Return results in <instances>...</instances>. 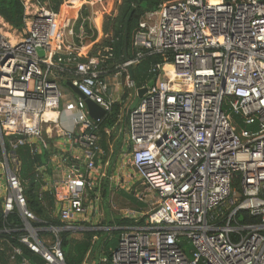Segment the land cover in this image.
<instances>
[{
  "label": "built area",
  "instance_id": "1",
  "mask_svg": "<svg viewBox=\"0 0 264 264\" xmlns=\"http://www.w3.org/2000/svg\"><path fill=\"white\" fill-rule=\"evenodd\" d=\"M23 22L20 39L0 30L2 213L18 214L19 241L43 264H66L59 233L82 229L77 216L87 213L103 150L100 120L89 116L83 98L61 105L57 78L70 75L107 114L115 102L104 76L112 52L105 47L81 58L78 46L66 42L68 20L46 4ZM132 45L134 58L115 67L128 89L135 88L131 65L145 54L162 58L127 118L130 163L157 205L142 223L118 228L110 264H264V0L164 1L141 17ZM48 138L85 158L65 149L51 157L66 168L51 186L63 225L37 224L19 176L16 149L27 144L34 154ZM242 210L257 221L237 222ZM20 254L13 247L10 260ZM18 264L33 263L22 257Z\"/></svg>",
  "mask_w": 264,
  "mask_h": 264
},
{
  "label": "trees",
  "instance_id": "2",
  "mask_svg": "<svg viewBox=\"0 0 264 264\" xmlns=\"http://www.w3.org/2000/svg\"><path fill=\"white\" fill-rule=\"evenodd\" d=\"M37 1L45 3L50 9L58 12L59 7L66 0ZM164 1L169 0H115L113 12L106 14L103 19L102 32L104 37L93 44L89 55L101 52L105 47L111 48L112 56L106 61L110 70L108 73L118 71L115 68L118 64L135 56L132 35L141 17L145 12L155 10ZM87 15V7L83 6L77 18V26H82L89 33L93 32L92 40H95L97 32L95 28L90 26ZM0 16L13 29L20 31L24 26L22 0H0ZM160 61H162L160 55L145 54L137 63L131 65V76L135 86L140 87L147 82H153L154 75L149 70L153 64ZM127 96L128 93H124L122 100L124 101ZM121 104V102H114L112 110L99 122L100 130L112 126L117 121ZM56 139L48 138V146L41 147L34 154L31 153L27 144L16 149V155L21 162L19 176L25 186L26 205L40 220L37 223L39 225H63L57 216L58 201L55 188L49 186L47 182V178L53 171L51 157L59 151V148L54 145ZM101 146L106 148L107 143L103 141ZM123 193L128 195L130 201L136 206L142 205L135 196ZM108 194L109 188H104V198H107ZM143 219H139V223H142ZM132 220L128 217H117L115 225L121 227L136 224ZM235 220L240 223H253L257 221V217L251 216L247 211L242 210L237 213ZM20 225V219L15 211L9 213L6 218L3 217L2 200L0 199V264H18L25 255L30 257L33 264H43V260L39 256L20 243L19 237L22 232L14 230L19 228ZM80 232L82 236L79 238L75 237L74 232L70 230H63L59 233L65 263L110 264L112 250L117 245L120 229L108 231L86 229ZM107 234H110V237ZM183 245L187 250V243L184 242ZM13 247L20 248L22 254L17 255L15 260H10Z\"/></svg>",
  "mask_w": 264,
  "mask_h": 264
},
{
  "label": "crops",
  "instance_id": "3",
  "mask_svg": "<svg viewBox=\"0 0 264 264\" xmlns=\"http://www.w3.org/2000/svg\"><path fill=\"white\" fill-rule=\"evenodd\" d=\"M26 2L29 5H27L22 0L23 6H24V17L35 13L38 9V3H39L37 0H26ZM106 2L104 0H77L74 2L72 0H68V1L66 0L59 7V10H58L59 16H61L63 6L69 7L68 15L65 17L69 22V27L66 31L65 39H66L67 43H70V44L74 43L76 46H78V51L80 53L81 58H84L86 54H89L93 44L96 43L97 41H99V39L102 37V23H103V19H104L103 16H105L106 13L110 14L112 12V9L114 10V7H115L113 0H108ZM40 4H45V3H40ZM104 4H106L107 6H105ZM34 6H36V8ZM83 6L87 7V14H88V7H94V6L100 7V9L98 11H95V14L91 20L88 17L89 15H87L90 26L93 28L92 25L94 24V28L97 32L95 40H92V36L94 34L93 32L89 33L82 26H80V25L77 26V20L75 23H73V21H71L72 16H70V13L75 12V16H78V11ZM75 7H77V10L74 11ZM106 7H108V8H106ZM109 7H111V8H110V11L108 12ZM0 24L4 25L5 27L8 25V28H11V26L8 23H6L1 16H0ZM0 30L2 31V33L5 36L10 37L1 28H0ZM14 30L19 31L17 29H14ZM23 30H24V26L19 31L20 36L18 39H20L21 36L23 35ZM69 31H72V33H69ZM85 40H87V42H85ZM86 47H88L87 48L88 50L86 49ZM85 51H88V52H85ZM109 71L110 70H108L104 74L106 82L108 83L109 96L113 101L121 102L122 104H121L120 109H119V118L117 119V121L112 126L104 127L102 130H100L99 124H98L96 136H97V141L103 150V153L97 154V156H96V169H97L98 165L104 164V163H106L107 165H110V168L107 167V168H105V170H101L100 168H98V170H95V172L97 171L98 173H100V174L94 173L96 180H100L105 175L104 171L108 175L109 170L111 169V166L115 165L117 163V161H120V162L122 161V159H123L122 155L125 156L124 154L127 153L128 154L127 158L130 162V156H129L130 139H129V133H128L129 128H128L127 118H128V112L130 110V106H131V104H132V102L136 96L137 89L142 86V85L140 87L134 86L135 88L128 89L125 87V83H126L125 73H122V72L119 73L118 71H116V72L110 74V73H108ZM57 79H58L59 84L61 86H64L67 89L68 97L65 100V102H67L68 100L80 99V97L76 93H74L66 84L71 79L70 75L60 74V76ZM126 91L128 93V96L123 101L122 97H123L124 93H126ZM128 101H129L130 105H129V107L126 108V104ZM124 111H126V113H124ZM106 115H105V117H106ZM103 119H100L99 122H101ZM62 120H63V124L66 125V127H70V125L66 123L65 117H63ZM103 141H105L107 143L106 148L101 146V143ZM55 142H56V146H58V148L60 150L65 149V151L71 153L70 155L81 157L80 161L82 163L85 162V158H83L84 154L79 148H71L69 146V144H67V142H65L64 140H61V139H56ZM72 149H76V152H73ZM53 160L54 161L51 162L52 166H53V171H52L51 175L47 178V182H48L49 186H52L53 182L58 181L66 171L65 165L59 161V157H55ZM99 182L100 181H98L97 183L99 184ZM97 183H96V186L94 189L97 188V186H98ZM139 183H140V186L143 187L144 190L151 192L150 198L153 199L154 204H153V207L149 208V211L147 210L146 213H141V212L137 211L136 215H133V216H131V215L130 216H122L121 214L116 216V214H114L113 212H109L108 215L114 217L115 219L112 220L113 218L112 219L110 218L111 221L109 218L107 219V221L103 220L107 224L106 225L105 224L100 225V226H97L95 224L96 223L95 220L97 219V217L95 216L92 219L93 215H90L88 217V212H87L84 216L83 215L77 216V219L82 220V223H80L82 226V229L74 232L73 235L75 236V234H78L77 238H79L82 236V233L80 231H84L86 229L87 230H90V229H92V230H105L106 231L107 229H102V228H97V227L110 226L112 228L113 226H116L115 224H116V218L117 217L131 218V219H133L132 222L133 223L136 222L137 224L140 221L139 219H141V220L143 218L145 219L146 215L149 214V212L152 210V208H154L157 205V196L151 190H149L147 187H145L144 184L142 185L141 182H139ZM104 188L108 189L109 188L108 184L104 183L102 186V189H104ZM60 189H62V188H59V190ZM109 191H110V189H109ZM122 194L124 195V197L128 198V195H126L124 193H122ZM142 206H144L143 203L139 207L141 208ZM125 226H131V225H123L121 227H125ZM107 236L110 237V234H107ZM84 264H86V263H84Z\"/></svg>",
  "mask_w": 264,
  "mask_h": 264
},
{
  "label": "rangeland",
  "instance_id": "4",
  "mask_svg": "<svg viewBox=\"0 0 264 264\" xmlns=\"http://www.w3.org/2000/svg\"><path fill=\"white\" fill-rule=\"evenodd\" d=\"M104 1L106 2L108 0H104ZM113 1L115 3V0H113ZM104 5L107 6L106 4H104ZM81 8L78 11V16H79ZM106 8H108V7H106ZM110 8L111 7H109L108 12L110 11ZM99 9H100L99 6L88 7V15H89L88 17L90 20L94 16L95 11H98ZM75 10H77V7L74 8V11ZM112 12H113V9H112ZM106 14H108V13H106ZM70 16H72L71 21H73V23H75L78 16H75V12L74 13L71 12ZM102 25H103V23H102ZM92 26L94 28V24ZM4 31L11 33V35H14V33H16L17 36H20L19 31H16L14 29H10L8 27L4 28ZM103 37L104 36H103V32H102V37L99 39V41ZM85 42H87V40H85ZM87 48L88 47H86V49ZM85 52H88V51H85ZM61 94H62L61 105H63L65 100L68 97L67 89L64 86H61ZM129 105H130V103L128 101L126 104V108L129 107ZM124 113H126V111H124ZM232 123H233L232 124L233 126L235 125L237 131H239L241 129L240 124H238L235 121V119L233 120ZM72 151L76 152V149H72ZM124 155L125 156L122 155L123 159L121 162L117 161V163L115 165L111 166V169L109 170L108 175L104 171L105 175L100 180H97V182L100 181L99 184L97 183L98 184L97 188L94 189L93 191H91L90 193L88 192V194L86 195V204L88 205L86 212H88V217L90 215H93L92 219L95 216L97 217V219L95 220V222H96L95 224L97 226L104 225V224L106 225L107 223H105L103 220L107 221L108 218L109 219L113 218L112 220L115 219L114 217L108 215L109 212H113L114 214H116V216H118L120 214L122 216H130V215L133 216V215H136L137 211H139L141 213H146L147 210L149 211L150 207H153L154 201H153V199L150 198L151 192L144 190L143 187L140 186L139 182H141V184L143 185L142 181L140 180L135 168L129 162V160L127 158L128 154L126 153ZM107 167L110 168V165H107L106 163L100 164L97 166L96 170H98V168H100L101 170H105V168H107ZM97 173L98 172L96 171L95 174H97ZM98 174H100V173H98ZM104 183L108 184L109 189H110L107 198H104V196H103L102 186ZM59 191L62 192L63 189H60ZM123 192L135 196L140 202H142L144 204V206H142L141 208L136 206L134 203H132L129 200V198L124 197V195L122 194ZM111 219H110V221H111ZM97 228L107 229V231H108L111 229H118L119 227L113 226L111 228L110 226H104V227L101 226V227H97ZM75 236L77 237L78 234H75Z\"/></svg>",
  "mask_w": 264,
  "mask_h": 264
},
{
  "label": "water",
  "instance_id": "5",
  "mask_svg": "<svg viewBox=\"0 0 264 264\" xmlns=\"http://www.w3.org/2000/svg\"><path fill=\"white\" fill-rule=\"evenodd\" d=\"M39 54L42 55L43 51L41 49L38 50ZM129 76L132 79L131 76V68H129ZM67 86L74 92L76 93L80 98H83L85 100V104L86 107L88 109L89 112V116L95 120H100L103 119L106 115V111L97 103L89 100L88 98H86L78 89L77 87H75L70 81H68ZM146 87H140L137 89V93L136 96L130 106V109L134 108V106L137 104L138 100L142 97V95L145 93L146 91ZM25 258L30 260V257L28 255H25Z\"/></svg>",
  "mask_w": 264,
  "mask_h": 264
},
{
  "label": "bare ground",
  "instance_id": "6",
  "mask_svg": "<svg viewBox=\"0 0 264 264\" xmlns=\"http://www.w3.org/2000/svg\"><path fill=\"white\" fill-rule=\"evenodd\" d=\"M27 5H29L26 0H23ZM36 8V6H34ZM33 7V8H34ZM68 9L69 7L67 6H63V9H62V13H61V16H60V19H64L67 15H68ZM8 27V25L6 26ZM4 25L0 24V28L4 31V28H6ZM10 29H13L12 27ZM6 32V34H8L10 37H8L9 39L11 40H17L19 38V36H17L16 33H14V35H11V33H8L7 31H4Z\"/></svg>",
  "mask_w": 264,
  "mask_h": 264
}]
</instances>
